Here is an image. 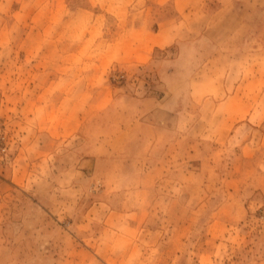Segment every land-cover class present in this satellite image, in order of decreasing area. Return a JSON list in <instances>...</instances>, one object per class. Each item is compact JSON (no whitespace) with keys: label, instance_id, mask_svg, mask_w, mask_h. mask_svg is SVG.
Returning a JSON list of instances; mask_svg holds the SVG:
<instances>
[{"label":"rangeland","instance_id":"rangeland-1","mask_svg":"<svg viewBox=\"0 0 264 264\" xmlns=\"http://www.w3.org/2000/svg\"><path fill=\"white\" fill-rule=\"evenodd\" d=\"M3 2L0 4V117L12 144L10 155L0 164V264H264V124L258 123L254 131H242V138L246 135L254 138L251 147L254 153L249 157L241 155L240 145L215 142L212 133L204 127L193 128L191 132L186 129L189 122L201 119L198 101L189 97V75L195 70L199 72L203 61L213 57L203 71L211 67L220 75L226 67L233 74L239 70L251 73V65L242 62L248 59L250 49L242 47L245 39L253 42V32L260 30L259 35L264 38V22L258 26L259 30L240 27L229 39V47L222 51L210 37L198 35L213 17L205 18L202 12H196L189 26L194 38H183L165 49L153 50L149 61L141 66L102 68L103 80L93 73H101L94 64L99 61L95 58L99 50L93 47V41L100 37L102 27L91 31L86 22L87 12L81 31L66 34L70 43L84 45L83 48L60 50L57 46L47 50L50 41H63L55 27L61 14L48 13L51 6L44 0ZM66 3L53 2L55 8L51 12H66ZM235 3L245 12L253 0H235ZM216 5L215 0H207L203 9L210 11ZM103 6L107 4L100 2L97 8ZM168 13L160 12L159 16ZM29 23L38 25L39 31L24 33L22 28ZM46 24L52 26L45 29ZM13 27L16 29L12 32ZM44 35L52 36L46 47ZM214 37L219 38V33ZM61 53L74 61L76 57L84 58L82 97L71 95L76 82L63 83L69 95L57 97L43 94L42 81L13 80L14 73L27 75L33 71L31 64L19 66V57L26 55L35 60L39 69L33 68L39 71L48 60L47 68L54 71L57 66L50 64ZM219 58L225 61L219 63ZM67 68L65 71H70ZM260 71L264 72V64ZM211 82L207 80L206 86ZM101 83L108 88L107 94L94 97ZM59 86L53 82V92ZM149 93L164 97L157 106L147 107L129 97ZM241 114L246 121V111ZM139 120L159 122L167 128L179 120L185 126L177 133L165 129L161 135L163 144L151 150L161 153L163 160L158 162V175L154 176L155 184L149 185L148 192L132 189V184L143 181L139 176L140 162L126 159L128 153L134 155L140 151L134 148L136 144L130 145L135 130L127 128ZM45 122L52 123L51 137L61 134L68 139L63 145L67 159L61 162L52 158L49 165L46 160L39 165L29 162L19 169L24 180L18 179L17 173L14 179L9 164L16 150L15 127L20 125L26 132L29 127L43 126ZM61 125L65 127L61 129ZM104 137H115L109 144L113 154H125L123 161H113L110 167L117 170L124 163V168L131 170L130 176L113 182L117 186L114 188L120 186L124 191L101 193L100 178L87 172L79 178L86 187L84 191L75 187L64 199L58 193L50 195L56 206L61 199L65 202L58 221L43 207L42 201L50 197L47 193L50 186L58 184L55 175L59 174V163L70 168L75 164L70 153L72 147L92 145ZM31 166L38 169L37 176L28 178ZM67 179L70 187L71 177ZM98 200L109 205L102 203L95 208L99 215L94 219L83 218L86 209ZM143 201L148 206L146 210L140 207Z\"/></svg>","mask_w":264,"mask_h":264},{"label":"crops","instance_id":"crops-1","mask_svg":"<svg viewBox=\"0 0 264 264\" xmlns=\"http://www.w3.org/2000/svg\"><path fill=\"white\" fill-rule=\"evenodd\" d=\"M50 3V12L48 13H59L60 20L57 29V33L62 34L63 41H50L52 36L44 35L46 39V44L49 42L47 50L53 48H60V50H75L78 48H83L84 45L72 44L68 41L66 34L77 33L81 31V26L83 25L84 13H86V22L89 23V28L92 31L95 27L101 28V35L99 38H95L93 41V47L99 50V56L95 57L98 62L94 64L101 69V73L94 71L97 76L104 80L102 68L110 65L125 66L126 68H132L134 66H141L146 64L151 58L153 50L165 49L180 39L194 38L191 34L192 29L191 22L196 17V12H202V17H207L213 20L211 23L205 24L198 34L200 38L210 37L212 41L219 44L222 51L225 47H229V39L243 27L252 28L253 31L261 26V22H264V0H253V3L247 6L245 12H241L240 6H236L235 0H215L216 6L210 11H205L203 6L207 0H44ZM62 1L68 2L66 5V12H51L53 7V2ZM100 2H105L107 7L97 8ZM4 3L0 0V4ZM89 12H91L90 19H88ZM160 12H169L167 15L159 16ZM159 16V18H157ZM236 19L238 20L236 23ZM46 23V22H44ZM242 23V25H241ZM52 25H45V29H49ZM22 31L28 35L32 30H38V25L24 26ZM189 27V28H188ZM188 28V30H187ZM221 28L223 30H221ZM12 28V32L15 31ZM259 30V29H258ZM48 33V30L45 31ZM216 33H219V38H215ZM221 33V36H220ZM65 34V35H63ZM260 30L257 33L253 32V42L245 39V45L240 46L243 50L250 49L248 52L249 57L243 60V63L249 64L252 67L251 73H245L239 70L237 73L233 74L232 70L225 67L220 75L215 74V69L208 67L207 70L203 71V67H207L208 63L213 61V58L203 61L202 68L199 72L195 73L193 71L192 75H189L188 85H189V97L191 99L198 101V107L201 115L200 120H193L189 122L186 129L191 132L193 128L204 127L205 131L212 133L214 141L220 144H231L235 143L240 145L241 155L251 156L254 152L251 150L253 144V137L246 135L242 138V131L245 129L256 130L258 129L256 125L264 124V72L260 71L261 64H264V38L260 35ZM65 37V38H64ZM58 43V44H57ZM224 43V44H223ZM227 43V44H226ZM223 44V45H222ZM226 44V45H225ZM20 45V44H19ZM27 48L29 46H26ZM49 53H47L48 55ZM75 55L78 54L77 51L74 52ZM73 53L71 55H74ZM220 55L223 53L220 51ZM67 58L62 55L60 58L55 60V62L50 65L57 66L56 70L48 69V60L44 61V67L42 71H39L33 67L39 69V65L31 58L24 55V58H18V65H23L28 63L32 65L29 71L31 73L17 74L12 77L13 80L21 81H42L43 82V94L52 96L53 94L57 97H65L68 94V90L62 87L65 82H76V87L72 96L82 97L84 87L82 85L83 81V65L84 58L76 57ZM228 59V58H227ZM233 61V59H231ZM223 59L219 58V63H223ZM228 63V60H226ZM69 64H68V63ZM69 66V68H67ZM65 68L70 71H65ZM33 72V73H32ZM38 73V74H36ZM25 75V76H24ZM207 80H213L209 87H207ZM260 81L262 82L260 84ZM60 84L57 88H52V83ZM247 85H250L247 87ZM206 86V87H205ZM107 87L102 86L96 88L93 93L94 97L104 96L107 94ZM22 90H19V92ZM36 92V91H35ZM40 94V93H39ZM131 99L138 100L147 107L157 106L159 101L164 97L162 95L154 94H142L136 96L134 94L129 95ZM76 107H78V102H75ZM77 109V108H76ZM149 108L147 111L152 110ZM246 111V121H243V114ZM48 112V111H47ZM181 113V111H178ZM180 114L177 115L179 118ZM206 117H209L206 119ZM179 120L175 121L173 126L167 128L165 125L149 121V120H139L136 122H131L128 124L127 128H132L135 130L134 138L130 140V145L136 144L134 147L138 151L136 154H127L126 159L136 160L140 162L139 166V176L141 180L139 183L132 184V189L138 192H148L150 189L149 185L153 186L154 176L158 175L156 169L158 167V162L163 160L161 153L152 152L154 147L159 148L163 144V136H161L165 129L172 133H177L179 129L185 127L179 124ZM264 126V125H262ZM60 127V126H59ZM65 125H61V129ZM79 128V124L77 128ZM52 129L51 122H45L43 126L34 125L29 127V130L24 132L25 128L22 130L21 126L15 127V136L17 137V143L15 145V152L10 161V169L13 171V178L15 174L21 181L24 180V175L19 174V169L21 166H25L27 163L32 162L31 165H39L43 160H46L47 164L53 158V160L64 161L66 158V150L63 145L68 139L59 134L58 136H50ZM139 129V132H137ZM206 135V133H204ZM163 137V138H161ZM114 138H100L97 139L92 145L84 146V144H77L72 147L70 153L75 159V164L70 168L65 164L59 163L58 171L59 174L55 175L58 184H52L47 191L49 196H53L58 193L62 199H64L67 193H71L75 187H79L84 191V183L80 177L87 175L86 173H91L92 176H98L100 178L99 191L101 193L111 192V191H124L120 186L118 188L115 182L118 178H123L131 175V170L124 168V163L121 168L110 167L113 161H123L125 159V154H113L110 150L112 147L110 141ZM192 141V140H191ZM201 141H196L195 143H200ZM108 144V145H105ZM113 149V147H112ZM124 151V150H123ZM174 159V158H173ZM156 162V163H155ZM152 166V167H151ZM18 170V171H16ZM28 173V178L33 174L37 176V168L31 166ZM71 177L70 187L67 184L68 177ZM110 177L114 179L109 180ZM15 179V178H14ZM99 181V180H98ZM123 186L124 184H120ZM86 188V187H85ZM116 191V192H117ZM50 197L48 200L42 201L43 207L53 213L54 218L59 221V213L64 211L65 202L51 201ZM105 201V200H103ZM102 203L108 204L102 201H95L94 204L88 207L85 211V216L92 220L94 216H97L95 208H98ZM145 202L140 206L141 208H148ZM109 205V204H108ZM136 207L132 209L134 215L136 213ZM59 209V211H53V209ZM131 209V210H132ZM112 212V211H111ZM110 212V213H111ZM141 214V211H139ZM108 213V215H111ZM148 213V211H147ZM103 214V216H105ZM135 217V216H132ZM129 224H136V222L129 221ZM156 230V229H155ZM154 232V229H153ZM147 237V234L144 235Z\"/></svg>","mask_w":264,"mask_h":264},{"label":"built area","instance_id":"built-area-1","mask_svg":"<svg viewBox=\"0 0 264 264\" xmlns=\"http://www.w3.org/2000/svg\"><path fill=\"white\" fill-rule=\"evenodd\" d=\"M12 140L6 129L4 120L0 117V164L10 155Z\"/></svg>","mask_w":264,"mask_h":264}]
</instances>
